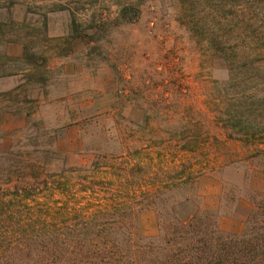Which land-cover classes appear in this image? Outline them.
<instances>
[{
	"label": "rangeland",
	"instance_id": "1",
	"mask_svg": "<svg viewBox=\"0 0 264 264\" xmlns=\"http://www.w3.org/2000/svg\"><path fill=\"white\" fill-rule=\"evenodd\" d=\"M0 23V264L246 235L264 140L225 137L215 86H264V0H0Z\"/></svg>",
	"mask_w": 264,
	"mask_h": 264
},
{
	"label": "trees",
	"instance_id": "2",
	"mask_svg": "<svg viewBox=\"0 0 264 264\" xmlns=\"http://www.w3.org/2000/svg\"><path fill=\"white\" fill-rule=\"evenodd\" d=\"M209 45L215 51L223 49L213 39L209 40ZM254 46L257 47L256 51L261 53L264 51L262 47L264 44ZM246 49L248 53L251 47ZM242 52L246 53L244 50ZM248 71L250 74L259 75L261 69L250 61ZM240 75L244 76L245 73L242 72ZM237 83L241 84V81ZM259 87L215 86L218 92L217 109L220 115L216 123L221 129L228 131L225 132L226 138L246 142L264 140V86ZM259 204L251 218L252 225L248 227L246 235L240 240L229 238L228 248L223 247L226 243L222 241L219 242L220 248H217L219 240L207 236V232H202L205 234L202 239L196 235L199 230H187L177 234L178 240L172 242L175 245L177 242L180 254L171 256L168 253L171 248L167 249L162 264H264V200ZM183 224L191 225L190 222ZM237 244L239 245L235 246Z\"/></svg>",
	"mask_w": 264,
	"mask_h": 264
}]
</instances>
